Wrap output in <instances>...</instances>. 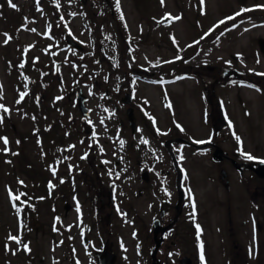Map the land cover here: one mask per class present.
Here are the masks:
<instances>
[{"label": "rangeland", "instance_id": "374dc122", "mask_svg": "<svg viewBox=\"0 0 264 264\" xmlns=\"http://www.w3.org/2000/svg\"><path fill=\"white\" fill-rule=\"evenodd\" d=\"M118 1L122 16L115 0H11L16 8L0 0V264H71L68 249H79L73 207L79 199L88 227L96 173L109 186V169H127L113 195L134 215L144 200L136 197L133 164L115 166L119 140L127 154L147 140L149 158H165L171 140L166 147L188 167L208 219L213 264L222 262L213 231L223 216L219 203L229 200L234 221L240 202V222L247 217L248 196L231 162L245 163L243 153L264 159V0ZM66 35L82 49L67 45ZM79 86L88 117L73 94ZM126 94L133 134L121 103ZM178 136L189 143L180 145ZM206 140L221 149L220 163L214 148L199 145ZM220 170L231 178L229 191ZM256 196L263 200L264 191ZM112 221L129 241V224ZM135 245L119 251V264H139Z\"/></svg>", "mask_w": 264, "mask_h": 264}, {"label": "flooded vegetation", "instance_id": "af4514ba", "mask_svg": "<svg viewBox=\"0 0 264 264\" xmlns=\"http://www.w3.org/2000/svg\"><path fill=\"white\" fill-rule=\"evenodd\" d=\"M77 92L78 90L76 94ZM105 95H109L107 91ZM130 132L133 134L135 131L130 129ZM118 136L120 138L119 132ZM168 141L171 140L164 141V147L168 150L165 153V158H162L160 154L158 156L154 154L152 158H149V151L146 154L145 142L140 143L144 148L139 152L127 154L124 151L126 143L122 145L121 140L118 141V149L115 150L114 155L115 158L119 157L113 159L116 160L115 166L119 167L120 159L123 164L125 161L133 164L137 181L136 197H140L144 201L138 204L134 209V215L129 217V212L122 210L120 205L118 206L115 201L116 196L113 195L115 190H119V186L115 184V178L122 176L124 178L122 180L126 182L127 176L123 173L127 172V169L124 167L109 169L108 175L111 178L109 186H106L101 174L96 173L95 179L90 181L91 186L88 187L89 192H87L91 209V221L88 227L84 221V211L79 199L73 207L75 214L71 226L77 232L79 249L74 245L68 249L70 254L68 262L71 264H99V262L119 264L117 262V259H120L119 251H123L129 245L133 246L136 242L138 247L135 245V250L139 264H213L209 256V248L207 250L206 247L209 223L208 219L205 220L201 216L200 209L202 207L200 206L199 193L196 188L192 187L193 183H190L188 167L182 168L181 159L177 160L176 157H173V151L171 152L169 147H166ZM186 141L178 136L180 145H187L189 141ZM206 144H209L207 147L211 150L216 147L212 141H205L199 145ZM199 145H194V147L199 149ZM212 154L210 155L212 156ZM82 157H87V154ZM231 163L234 165L237 178L241 180V189L248 196L249 208L247 217L240 222L239 215H241L243 207L238 202L237 207L234 208L237 217L233 221L229 200L219 203L220 207H223V211H221L223 216H220L213 225L217 245L215 251H219L218 254L222 261L220 264H254L256 262L264 264L262 254L264 238L260 236L264 229V199L258 200L256 196V191H264V177L257 174L255 162L250 163L249 160H246L245 163ZM100 164L101 169L107 165L105 162H100ZM103 172L105 173L106 170ZM176 174H178V179ZM219 175L220 180L224 181L223 188L226 191L231 190V178H227V172L225 177H221L220 170ZM84 180L86 183V179ZM72 198L76 199L77 196L72 195ZM130 207L133 208V206ZM67 210L68 208H66ZM116 216L123 218L122 223L125 226L129 224V241H125L116 232L117 226L112 221ZM197 225H199V229ZM235 225L241 229L243 241L239 238ZM185 235L191 240L184 238ZM88 236L90 238H85ZM201 245L203 246V261L201 260ZM186 247H194V256L191 253H185L188 249Z\"/></svg>", "mask_w": 264, "mask_h": 264}, {"label": "water", "instance_id": "95a60500", "mask_svg": "<svg viewBox=\"0 0 264 264\" xmlns=\"http://www.w3.org/2000/svg\"><path fill=\"white\" fill-rule=\"evenodd\" d=\"M68 44L73 46L74 48H77V49H81V46L76 43L71 37L67 36L66 39ZM258 48L259 50L264 53V38H259L258 39ZM78 101H79V110L82 114L84 115H88V111L86 110V107L84 105V101H85V98L82 94L81 91L78 92ZM130 95H125V98L123 99V103L127 104L130 102ZM127 117H128V120L130 122V125H131V128L132 129H135V125L133 123V116H132V109L131 108H128L127 109ZM222 152H221V149L219 148H216V150L214 151V153L212 154L213 155V161L215 162H219L221 161L222 159ZM256 171H257V174L261 177H264V163H259L257 165V168H256ZM226 176V172L224 170H221V177H225ZM99 264H102L99 262Z\"/></svg>", "mask_w": 264, "mask_h": 264}, {"label": "snow or ice", "instance_id": "6c2138e0", "mask_svg": "<svg viewBox=\"0 0 264 264\" xmlns=\"http://www.w3.org/2000/svg\"><path fill=\"white\" fill-rule=\"evenodd\" d=\"M162 2H163V0H162ZM9 3H10V6L11 7H13V8H16V5L15 4H13V3H11V0H9ZM250 9H241V12H244V11H249ZM241 13H236L235 15L236 16H238V15H240ZM170 15V14H169ZM180 17H175L174 19H179ZM226 19H228V20H231V19H234V17H228V18H226ZM219 23H221V24H223L224 23V21H220ZM34 31V30H33ZM4 139V142H5V144H7L8 143V141H7V138H3ZM237 140H239V137H237ZM202 143V142H201ZM243 155L245 156V158L246 159H248V160H255V159H257V158H255V157H253L251 154H249V153H243ZM261 162H264V161H261ZM22 183V182H21ZM13 199H19V197H13ZM197 228L199 229V225H197ZM9 239H12V240H17V237H12V236H10L9 237ZM202 245H201V260L203 261L204 260V256H203V252H202Z\"/></svg>", "mask_w": 264, "mask_h": 264}, {"label": "trees", "instance_id": "16d2710c", "mask_svg": "<svg viewBox=\"0 0 264 264\" xmlns=\"http://www.w3.org/2000/svg\"><path fill=\"white\" fill-rule=\"evenodd\" d=\"M120 32L123 34V30L121 29ZM118 40L120 41L119 43L121 44V46L123 45V43H125L124 41V37H122L121 34L117 35Z\"/></svg>", "mask_w": 264, "mask_h": 264}]
</instances>
